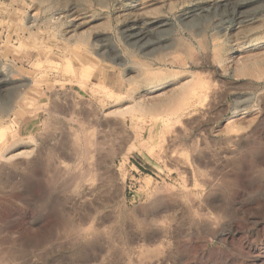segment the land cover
Returning <instances> with one entry per match:
<instances>
[{"label":"rangeland","instance_id":"rangeland-1","mask_svg":"<svg viewBox=\"0 0 264 264\" xmlns=\"http://www.w3.org/2000/svg\"><path fill=\"white\" fill-rule=\"evenodd\" d=\"M262 33L264 0H0V264H264ZM185 70L204 105L130 108Z\"/></svg>","mask_w":264,"mask_h":264},{"label":"bare ground","instance_id":"bare-ground-1","mask_svg":"<svg viewBox=\"0 0 264 264\" xmlns=\"http://www.w3.org/2000/svg\"><path fill=\"white\" fill-rule=\"evenodd\" d=\"M249 42L253 43L252 46H255V48L263 46L264 45V33L257 35L255 38H252ZM237 54L238 53H236V55ZM258 54H251V53L245 54V55L243 53H241V55L238 54L239 57L242 58L237 62V64L239 63L237 66L239 67V70L241 73L244 72V73H248L254 76L258 75V73L260 72L258 67H251L249 65V61L253 58H255L253 60H256L257 58L256 56ZM211 55H212V60L218 62L219 64H223L227 62V60L231 56L229 55L228 51L222 45H219V44L214 46V49L212 50ZM198 77H199L198 73L192 70L154 72L152 74H149L143 79V83L148 86L154 87V88L159 87L163 84H166L170 80L172 81L177 80L181 82V79H182V82L181 83L179 82L178 87L171 90V93L168 97H166L165 99H162L160 102L155 103V104H148L142 100H136L135 96L131 95V97L135 99V102L130 108L137 109V110L166 109L168 111H173V110L178 111V110H190L192 108L197 107L199 104L204 105L205 95L201 94L200 91L202 90L200 89L204 88L207 90L208 88H210V86L207 81L201 80ZM105 92H107L108 93L107 95L109 96L113 95L112 91L106 90ZM228 127H231V126H228ZM12 146H15V144H13ZM7 154H8L7 151H4L1 153V157L6 159L8 156Z\"/></svg>","mask_w":264,"mask_h":264}]
</instances>
